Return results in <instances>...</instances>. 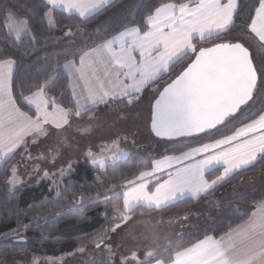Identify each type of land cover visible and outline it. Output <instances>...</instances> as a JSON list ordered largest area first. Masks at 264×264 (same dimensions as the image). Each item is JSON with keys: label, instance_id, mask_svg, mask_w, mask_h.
Here are the masks:
<instances>
[{"label": "crops", "instance_id": "obj_1", "mask_svg": "<svg viewBox=\"0 0 264 264\" xmlns=\"http://www.w3.org/2000/svg\"><path fill=\"white\" fill-rule=\"evenodd\" d=\"M112 1L114 0H108L107 4L89 11L87 15L96 13ZM46 2L48 3V0ZM237 7L238 0L166 3L159 6L146 19V30L143 31L138 26H130L107 39L106 41L111 40L112 44L110 50L104 51L106 64L98 68L96 78L92 81L97 87L103 84L104 90L110 93L104 98L106 102L93 104L88 99L83 83H80V87H76V92L83 97L84 108L79 117L71 116L70 126L56 129L53 125H45L47 135H39L36 143H32V138L28 137L26 145L14 153H5L3 151L5 146L0 145V158H2L0 164L12 158L8 164L9 169L15 165L23 176L14 186L8 183L11 179L9 176L6 182L7 188L19 190L36 185L42 180H52L54 185L59 186L62 179L72 172L77 163L98 168L93 165L88 153L91 152L95 157L96 154L110 153L112 149L116 152L114 142L126 155L132 151L146 152L142 142L139 146L143 148L142 150L133 148L137 146V138L140 135L139 128L133 124V116L129 113H132L136 104L142 102L145 98L142 96L147 91L152 93L149 100V105H152L162 89L170 83L175 74H179L186 67V64L183 62L174 66L171 74L170 67L182 56L190 53L193 58L199 49L206 47L205 44H196L195 39L201 40L219 35L218 42L233 43L236 40L243 42L242 36L247 35L254 43L255 53L264 62V28L257 30L256 25L253 24L254 16L248 26L232 28ZM52 9L70 13L60 4L56 6L49 4L48 10L52 12ZM70 14L79 16L75 11ZM78 61L79 59L77 66H79ZM14 67L15 63L11 70L12 74ZM64 70L69 76L73 95L76 78L71 72ZM109 80H113L117 86L113 87L109 84ZM119 100H125L126 104L119 103ZM23 101L30 110L22 109L16 102L17 106L35 117L33 106ZM77 108L74 100L73 112L77 111ZM127 114L129 115L126 116ZM152 119L153 116L149 113L146 129ZM202 136L200 140L190 142L191 144L181 151L163 150L153 155H159L153 164L161 162V167L152 176L146 177L145 183L149 192H154L157 186L165 184L176 175L178 170H186L193 177L178 185L174 196H170L161 208L184 197L197 198L207 193L217 183L252 164L264 153V111L226 134L211 139H203ZM216 168H220L218 177L209 178L208 171ZM61 169L64 170L62 175ZM45 173L48 175L46 176ZM127 190L128 186L123 192ZM261 202L251 216L237 227L219 237L207 236L176 252L171 262L158 261L160 264H264V205H261ZM143 206L149 207L144 204L133 205V208ZM159 213L163 212L159 210L152 213L143 210L127 212L125 214L130 215L132 219L127 222L118 220V223L125 226L124 223L130 221L142 222ZM116 217H118L117 212ZM160 236L161 239L155 247L144 245L142 249L154 248L158 253L177 239V234L173 232L169 235L163 233ZM208 237L212 240L206 239ZM231 237L237 239L233 242L230 241ZM213 241H221V244L216 246ZM230 242L234 244L233 247H229Z\"/></svg>", "mask_w": 264, "mask_h": 264}, {"label": "trees", "instance_id": "obj_2", "mask_svg": "<svg viewBox=\"0 0 264 264\" xmlns=\"http://www.w3.org/2000/svg\"><path fill=\"white\" fill-rule=\"evenodd\" d=\"M133 1L114 0L88 16L86 21L75 14L52 9L54 24L49 25L46 17L42 19L43 13L49 8L46 0H0V60L11 59L15 63L13 95L17 104L24 110H30L21 99V94L27 96L45 80H49L50 85L46 86L49 96L66 109H74L69 76L62 66L66 60L77 61L84 51L127 27L138 26L141 30H146V19L163 4L194 0H136L137 5L132 15L121 19L131 9ZM257 6L258 0H238L232 28L248 26ZM9 14L14 18L24 19L29 33L20 38L10 34L6 27ZM70 27H74L75 31L69 37L64 36V31ZM218 36L195 39V43L208 45L215 42ZM191 56L190 53L182 56L170 67V74L173 73L174 66L190 60ZM53 68H56L55 72ZM175 76L176 74L173 78ZM118 102L126 104L125 100ZM263 111L264 92L234 122L219 130L215 129L221 128L224 123L214 130L203 132V139L226 134L259 116ZM190 144L180 143L172 150L178 152ZM158 157L159 155L153 156L143 151H132L123 159L107 163L103 169L77 163L72 172L62 179L58 188H55L54 181L42 180L36 185L19 190H8L6 186L9 177L8 164L12 158L0 164V264H36L37 258L69 254L87 246L101 233L107 234L116 223V209L123 205L122 186L138 177L141 171L151 169L153 161ZM219 172L220 168H216L208 171L207 176L216 178ZM259 173H264V153L252 164L232 173L197 198L184 197L160 209L136 207L131 212L143 210L152 213L159 210L165 214L180 213L207 201L224 186L232 185L244 176ZM97 175L101 176L103 184L97 181ZM102 187L111 189L108 195L82 202L85 191L91 189L99 193ZM262 200L264 181L256 191L241 190L236 193L232 201L241 206L239 209L227 207L215 211L212 210L214 205L210 204V217L200 220L197 216L193 230L157 254L156 260L171 262L176 252L207 236L223 235L246 221ZM19 228L24 230L22 235L9 234ZM85 264L112 263L108 260L100 263L89 260Z\"/></svg>", "mask_w": 264, "mask_h": 264}, {"label": "snow or ice", "instance_id": "obj_3", "mask_svg": "<svg viewBox=\"0 0 264 264\" xmlns=\"http://www.w3.org/2000/svg\"><path fill=\"white\" fill-rule=\"evenodd\" d=\"M48 3L52 6L60 4L70 13L75 11L80 17L84 18V21H86L88 19L87 13L89 11L99 9L102 4H107L108 0H48ZM43 17L48 18L49 25L53 24L54 21L51 10L45 11L42 19ZM7 21L13 22L17 35H19L21 30L27 28L25 21L14 19L11 14L7 17ZM253 24L256 25L257 30L264 28V0H258ZM66 34L70 35L71 32L69 31ZM111 44L112 41L108 40L103 42V44L90 49L88 52L81 54L78 61L79 66H77V61L75 59L66 60L63 65L64 69L71 72L76 78L75 87L73 88V97L78 108L75 112H73L72 108L65 109L61 107L56 103L55 99L49 96V93L46 91V86L50 85L49 80H45L27 97L21 94V99L33 106L35 117L22 111L21 108L17 106L16 99L13 95L15 85L13 83V74L11 70L14 66V61L11 59L0 60V145L5 146L3 148L5 153H14L21 147H24L28 137L32 138V143H36V138L39 135H47V130L44 127L45 125H53L56 129L70 126L71 116L75 115L76 117H79L84 108V103L82 102L83 97L76 92V87H80V83H83L87 91L88 99L93 104L96 102H106L104 98L110 95V93L104 90L103 84L97 87L93 85L92 81L96 78L98 68L106 64L104 51L106 49L110 50ZM55 71L56 68H53V72ZM109 84L113 87L117 86L113 80H109ZM113 146L116 148L113 159L126 155V153L119 150L116 142H114ZM88 155L92 158L94 164L99 163L100 167L104 166L103 162L97 161L91 152H89ZM0 162H2V158H0ZM159 167H161V162H154L150 171H141L135 180L127 181L128 190L124 192L123 205L121 208L116 209L118 220L121 222L131 220L132 217L125 213L133 211V205L146 204L150 208H161L162 205L168 201L170 196H174L178 185L193 178L191 173L186 170H178L176 175L166 181L165 184L157 186L154 192H149L147 190L148 185L145 183L146 177L152 176ZM63 171L64 170L61 169V175L63 174ZM45 175L47 176L48 173H45ZM9 176L11 179L8 180V183L13 186L20 182L18 169L15 165L9 169ZM261 205H264V201L261 202ZM120 227L121 223H115V227L112 228L111 231L115 232L116 229ZM105 238L106 233H101L90 242L99 248L104 244ZM206 239L212 240L211 237ZM236 239V237H231L230 241L234 242ZM240 239L242 241V238ZM213 243L216 246H219L221 241H213ZM233 246L234 244L230 242L229 247ZM77 251L83 252L84 247H80ZM204 251H207V249H204ZM129 252L130 257L128 255L121 256L120 264H160V261L156 260L157 249L146 248L142 255L138 248L136 250L129 249ZM108 254L109 258L114 255L111 248H108Z\"/></svg>", "mask_w": 264, "mask_h": 264}, {"label": "rangeland", "instance_id": "obj_4", "mask_svg": "<svg viewBox=\"0 0 264 264\" xmlns=\"http://www.w3.org/2000/svg\"><path fill=\"white\" fill-rule=\"evenodd\" d=\"M133 2L134 3L132 4L131 9H129L125 13V15L123 14L121 19H125L126 17L132 15L137 5L136 0H134ZM14 19H18V18H14ZM18 20L25 21L24 19H18ZM47 22H48V18H47ZM6 27L8 32L13 36H15L16 38H20L23 35L29 33V28L27 26L26 29L21 30L19 35H17L16 28L12 21H7ZM69 31L72 34L75 31V28L74 27L67 28V30L64 31V36L69 37L71 34L70 35L66 34ZM242 38H243V42L236 40L233 41V43L238 42L242 44L244 47L248 49L250 48L249 50L252 53L255 67L259 73V81L255 89V93L252 101H250L245 106H243L236 114H232L228 116L224 121V126H222L221 128H217L215 130L222 129L227 125H229L230 123L234 122L240 114L248 111L250 107L259 100L260 96L264 92V62L260 59L259 55L255 53L254 43L250 39V37L246 35L244 37L242 36ZM217 40L219 39L217 38L215 42L213 41L212 43L206 46H210L212 44L217 43L218 42ZM183 62H185L184 63L186 64L185 66L188 65V62H186V60H184ZM142 97L145 98L144 99L142 98L143 99L142 102L136 104L137 106L134 107L132 113H129L132 114L133 116L132 122L134 125H136V127L139 128L138 133L140 135V137L137 138L138 140L137 146L133 147L134 149L139 148V150H142L143 148L139 147L142 142L144 143V149L146 150L147 154L156 155L163 150L167 152L169 150L175 149L176 146H178V144L180 143H190L201 139L200 137L203 135V133L179 135L173 137H162L161 135H155L153 126L151 124L152 121L150 123V126L148 125L146 129L145 128L146 119L149 113H151L152 116L155 115V111H154L155 101L153 102L152 105H149V100H151L152 97L151 91H147ZM129 114H127L126 116H128ZM114 155H115L114 149L110 150V153L96 154L95 158L97 159V161H102L104 166L100 167L99 163L97 164L93 163V165L97 166L100 169H103L107 163L115 162L120 158L123 159L128 154L126 156H120L117 159H113ZM18 177H19V181L23 177L22 174L19 172V170H18ZM97 181L100 184H103V179L101 178L100 175H97ZM263 181H264V173L263 174L259 173L251 176H244L236 180L234 184L229 186L228 185L224 186V188L221 191H219L218 194L217 193L214 194V196L208 198L207 201L199 203L195 207L182 210V212L180 213H175V214L159 213L154 217L153 216L150 217L149 220L146 218V220H143L142 222L130 221L129 223L126 224L124 223L125 226H121L120 228H117L115 232L110 230L106 234L104 244H102L99 248L96 247L95 244L90 243L84 247L83 252L75 250L69 254H65L58 257H41L35 259V263L36 264H85L89 260H94L97 263L108 260L112 264H120L121 256L128 255L130 257L129 249L136 250L138 248L139 252L143 253L144 250L142 248L144 247V245L155 247L156 244H158V241H160L161 239L160 235L163 233L168 235L170 233L172 234V232L176 233L177 239L175 241H177L178 238L187 235L193 230V225L194 222L196 221L197 216L198 219L200 220H205L210 217L209 216V213L211 212L210 204H212V206L214 205V208L212 207V210L214 209L215 211L227 207L239 209L241 206L235 204L232 201V198L236 195V193L241 190H249L252 192L256 191L258 186H260V184ZM59 186L55 185V188H58ZM126 186H127V182L122 187H126ZM108 188L109 187H105V188L102 187V190L99 193L91 189H88V191H85L82 194V202H86L90 199H96L101 195H108L110 191V189ZM7 189L10 190L9 188ZM122 189L123 188H121V190ZM118 222H119L118 217H116V223ZM148 223L150 224L148 225ZM23 232L24 230L22 228H19V230H14L9 234L18 236V235H22ZM108 248H111L114 252V255L111 258H109ZM161 252L162 251L158 252L157 254Z\"/></svg>", "mask_w": 264, "mask_h": 264}, {"label": "water", "instance_id": "obj_5", "mask_svg": "<svg viewBox=\"0 0 264 264\" xmlns=\"http://www.w3.org/2000/svg\"><path fill=\"white\" fill-rule=\"evenodd\" d=\"M259 81L251 51L240 43L202 47L154 103L155 135L209 132L252 101Z\"/></svg>", "mask_w": 264, "mask_h": 264}]
</instances>
